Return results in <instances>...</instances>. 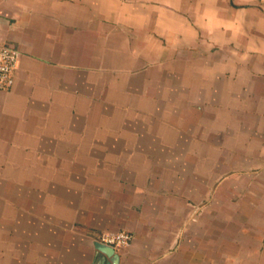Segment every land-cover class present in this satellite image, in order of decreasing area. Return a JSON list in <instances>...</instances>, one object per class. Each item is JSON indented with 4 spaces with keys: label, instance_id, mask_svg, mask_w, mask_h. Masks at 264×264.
Here are the masks:
<instances>
[{
    "label": "crops",
    "instance_id": "0c3cea01",
    "mask_svg": "<svg viewBox=\"0 0 264 264\" xmlns=\"http://www.w3.org/2000/svg\"><path fill=\"white\" fill-rule=\"evenodd\" d=\"M0 264H264V0H0Z\"/></svg>",
    "mask_w": 264,
    "mask_h": 264
},
{
    "label": "built area",
    "instance_id": "2783aa9c",
    "mask_svg": "<svg viewBox=\"0 0 264 264\" xmlns=\"http://www.w3.org/2000/svg\"><path fill=\"white\" fill-rule=\"evenodd\" d=\"M18 62L19 53L17 51L0 45V92L12 85ZM131 240L132 236L129 232H119L103 234L99 242L114 250H119L128 246Z\"/></svg>",
    "mask_w": 264,
    "mask_h": 264
},
{
    "label": "water",
    "instance_id": "95a60500",
    "mask_svg": "<svg viewBox=\"0 0 264 264\" xmlns=\"http://www.w3.org/2000/svg\"><path fill=\"white\" fill-rule=\"evenodd\" d=\"M96 249L100 253V258L103 260L104 258H109V264H119L120 256L116 253L112 247L104 245L100 242H96Z\"/></svg>",
    "mask_w": 264,
    "mask_h": 264
}]
</instances>
